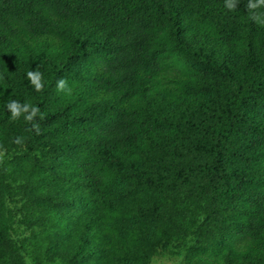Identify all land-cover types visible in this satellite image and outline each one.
Returning <instances> with one entry per match:
<instances>
[{
	"label": "trees",
	"instance_id": "1",
	"mask_svg": "<svg viewBox=\"0 0 264 264\" xmlns=\"http://www.w3.org/2000/svg\"><path fill=\"white\" fill-rule=\"evenodd\" d=\"M225 3L0 0V264H264V6Z\"/></svg>",
	"mask_w": 264,
	"mask_h": 264
},
{
	"label": "clouds",
	"instance_id": "2",
	"mask_svg": "<svg viewBox=\"0 0 264 264\" xmlns=\"http://www.w3.org/2000/svg\"><path fill=\"white\" fill-rule=\"evenodd\" d=\"M259 6H264V0H256V3H252V0H249V9H255ZM225 7L229 11L235 9L236 0H226ZM252 19H254L257 23H261L262 25H264V21H261L259 16H253ZM27 78L34 85L36 91H43L42 73H40L38 70L29 71L27 73ZM57 90L64 91L67 94L71 93V88L68 87L67 80L64 78H61L57 81ZM5 107L6 110L10 113L11 119L13 121L18 120L21 115H23L24 120L31 125L28 130L34 131L37 135L41 134L40 125L39 123L35 122L38 115L40 116V119H43V114L40 113V109L38 106L32 105L27 102L21 103L17 100H12L8 102ZM14 143L23 144L24 138L16 137ZM0 148H2V146H0ZM4 151L6 150L0 151V162L3 161ZM57 264H60L59 260H57Z\"/></svg>",
	"mask_w": 264,
	"mask_h": 264
},
{
	"label": "rangeland",
	"instance_id": "3",
	"mask_svg": "<svg viewBox=\"0 0 264 264\" xmlns=\"http://www.w3.org/2000/svg\"><path fill=\"white\" fill-rule=\"evenodd\" d=\"M151 264H179V260L175 257L155 258Z\"/></svg>",
	"mask_w": 264,
	"mask_h": 264
}]
</instances>
